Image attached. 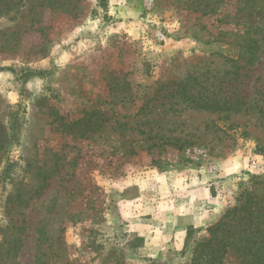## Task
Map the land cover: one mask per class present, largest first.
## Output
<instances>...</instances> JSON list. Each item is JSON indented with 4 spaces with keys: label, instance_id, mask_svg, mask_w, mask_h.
<instances>
[{
    "label": "rangeland",
    "instance_id": "1",
    "mask_svg": "<svg viewBox=\"0 0 264 264\" xmlns=\"http://www.w3.org/2000/svg\"><path fill=\"white\" fill-rule=\"evenodd\" d=\"M103 1L0 0V264H187L264 198V0Z\"/></svg>",
    "mask_w": 264,
    "mask_h": 264
},
{
    "label": "trees",
    "instance_id": "2",
    "mask_svg": "<svg viewBox=\"0 0 264 264\" xmlns=\"http://www.w3.org/2000/svg\"><path fill=\"white\" fill-rule=\"evenodd\" d=\"M206 230L187 264H224L229 254L237 264H264V198L244 193Z\"/></svg>",
    "mask_w": 264,
    "mask_h": 264
},
{
    "label": "built area",
    "instance_id": "3",
    "mask_svg": "<svg viewBox=\"0 0 264 264\" xmlns=\"http://www.w3.org/2000/svg\"><path fill=\"white\" fill-rule=\"evenodd\" d=\"M149 0H146V2ZM157 38L158 39H163L164 38V34L162 32H158L157 33ZM261 164L256 161L255 159L251 160V164H250V172H254V171H261ZM224 196L222 198L223 201H225L226 206L227 207H232L235 203L234 201V197H233V191L231 188H226V191H224Z\"/></svg>",
    "mask_w": 264,
    "mask_h": 264
},
{
    "label": "crops",
    "instance_id": "4",
    "mask_svg": "<svg viewBox=\"0 0 264 264\" xmlns=\"http://www.w3.org/2000/svg\"><path fill=\"white\" fill-rule=\"evenodd\" d=\"M211 217H209V215L206 213H194V226L201 229L202 227H205V222H209V219ZM211 220V219H210Z\"/></svg>",
    "mask_w": 264,
    "mask_h": 264
}]
</instances>
